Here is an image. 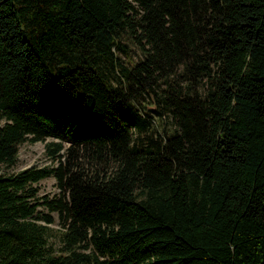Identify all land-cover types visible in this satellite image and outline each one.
I'll list each match as a JSON object with an SVG mask.
<instances>
[{
  "label": "trees",
  "instance_id": "1",
  "mask_svg": "<svg viewBox=\"0 0 264 264\" xmlns=\"http://www.w3.org/2000/svg\"><path fill=\"white\" fill-rule=\"evenodd\" d=\"M0 264H264V0H0Z\"/></svg>",
  "mask_w": 264,
  "mask_h": 264
},
{
  "label": "rangeland",
  "instance_id": "2",
  "mask_svg": "<svg viewBox=\"0 0 264 264\" xmlns=\"http://www.w3.org/2000/svg\"><path fill=\"white\" fill-rule=\"evenodd\" d=\"M127 46L133 51L129 52V56L132 59H135V57L139 54L138 50L135 48V46L127 41ZM120 56L121 64L127 65V57L125 55H122L120 53H116ZM109 69V67H107ZM117 70L111 71L110 74H108L109 79L113 80V76L111 73L115 74L117 73L119 66L116 67ZM155 107V104L153 100L146 99L142 102V110L149 113L151 115V119H149V126L146 131V133H150L152 131L153 137H155L158 134H166L171 132L173 128V124L171 123V117L168 113H163L162 116L157 115L155 112H153L151 109ZM132 139L135 140L136 137H142V135H138L136 132L132 131ZM51 138L47 137L45 141H49ZM65 144V143H64ZM53 161L48 158L44 153V147L43 142L36 141L33 143L29 142H23L20 144L16 156V160L14 164L8 168L9 171H17L19 169L29 167V166H44V165H52ZM35 187L37 189L38 195L46 194L48 196H51L53 193L57 191V188L54 184V179L52 176H47L45 178H42L38 180L35 183ZM39 210L43 209L42 207H38ZM53 221L48 224L49 227L52 229L58 227L57 222V216L54 212L51 213ZM47 244L50 245L53 249H58L60 246L59 237L58 234L52 232V230L49 232L47 236Z\"/></svg>",
  "mask_w": 264,
  "mask_h": 264
}]
</instances>
